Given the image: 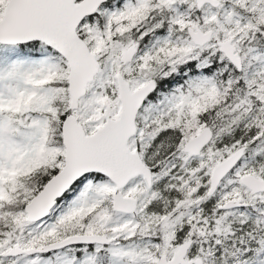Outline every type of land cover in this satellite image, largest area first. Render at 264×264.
Segmentation results:
<instances>
[{
  "label": "snow or ice",
  "instance_id": "snow-or-ice-1",
  "mask_svg": "<svg viewBox=\"0 0 264 264\" xmlns=\"http://www.w3.org/2000/svg\"><path fill=\"white\" fill-rule=\"evenodd\" d=\"M0 264H264V0H0Z\"/></svg>",
  "mask_w": 264,
  "mask_h": 264
}]
</instances>
